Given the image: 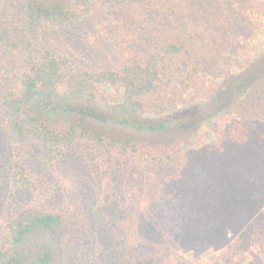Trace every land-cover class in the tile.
<instances>
[{
  "label": "rangeland",
  "instance_id": "374dc122",
  "mask_svg": "<svg viewBox=\"0 0 264 264\" xmlns=\"http://www.w3.org/2000/svg\"><path fill=\"white\" fill-rule=\"evenodd\" d=\"M7 2L0 0V21ZM159 7L184 14L197 34L189 48L198 74L179 81L180 61L173 59L165 75L170 87L146 100L145 117H160L166 107L189 110L182 126L142 135L150 153L120 165L93 160L84 141L49 165L35 148L11 144L0 102V237L9 219L41 208L67 216L55 264H264V85L205 107L227 78L264 56V0L129 4L54 29L48 49L66 54L78 70H119L150 50L143 26ZM120 93L92 107L114 112ZM16 164L31 185L15 184ZM115 200L125 218L112 224L99 212L112 211Z\"/></svg>",
  "mask_w": 264,
  "mask_h": 264
},
{
  "label": "trees",
  "instance_id": "16d2710c",
  "mask_svg": "<svg viewBox=\"0 0 264 264\" xmlns=\"http://www.w3.org/2000/svg\"><path fill=\"white\" fill-rule=\"evenodd\" d=\"M148 1L152 2L8 0L7 17L0 21V102L3 127L12 145L26 147L31 153L35 148V155L43 163L54 165L64 157L68 146L84 141L92 148L93 160L120 165L130 155L142 158L150 153L141 141L142 135L182 126L189 110L166 107L160 117L147 118L145 109L146 100L168 91L165 75L173 59L180 61L179 81L191 80L198 74L196 68L191 69L195 55L189 48L198 38L189 31L184 14H174L168 8L164 12L161 7L154 10L143 26L152 39L150 50L142 59L126 63L119 70H78L66 54L48 49L56 28L73 25L95 12L121 11L129 4L141 7ZM262 85L264 56L243 73L227 78L205 107L231 102ZM113 90L121 91L114 112L92 107ZM100 125L114 126L116 130L106 133ZM13 179L23 187L32 184L17 164ZM112 205V211L102 209L99 216L117 224L125 214L119 212L118 200ZM67 223L66 214L60 210L21 211L4 226L0 264H55Z\"/></svg>",
  "mask_w": 264,
  "mask_h": 264
}]
</instances>
